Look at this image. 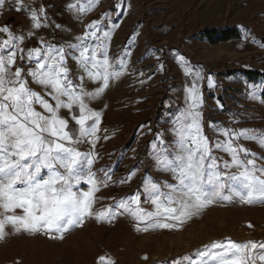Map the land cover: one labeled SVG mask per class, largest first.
Returning <instances> with one entry per match:
<instances>
[{"label": "rangeland", "instance_id": "obj_1", "mask_svg": "<svg viewBox=\"0 0 264 264\" xmlns=\"http://www.w3.org/2000/svg\"><path fill=\"white\" fill-rule=\"evenodd\" d=\"M128 5L119 12L130 13L129 21L116 22L118 26L112 29L120 41V35L127 33L121 56L124 74L116 78L109 94L96 97L100 102L106 97L110 103L109 110L101 108L105 116L99 139L94 146H80L97 157L93 171L98 180L103 181L106 173L110 176L107 186L95 193L94 214L63 239L59 234L53 239L6 226L7 235L0 239V264H175L177 258L213 241L264 242V199L252 203L235 196L218 200L172 228L144 230L145 225L127 213L111 220L96 218L95 213L109 208L115 213L122 198L142 192L146 179L171 180L168 173L157 170L152 144L160 133L169 145L175 141L173 121L185 108L184 89L196 72L202 76L201 125L210 144L225 139L218 129H251L264 135V101L260 99L264 78L250 82L241 73L264 72V0H129ZM234 25L242 32L239 39L210 44L202 38L206 28ZM185 65L193 70L192 76L185 75ZM28 83L36 85L30 78ZM248 85L258 86L255 99ZM135 97L148 99L149 112L140 114L139 105L131 106ZM236 143L264 156V147L256 141L239 139ZM213 155L231 159L215 149ZM257 163L264 165V160ZM46 175L47 170H42L41 176ZM79 187L87 190L84 182ZM141 207L154 210L143 196ZM101 256L105 261L99 260ZM256 264L261 262L257 259Z\"/></svg>", "mask_w": 264, "mask_h": 264}, {"label": "snow or ice", "instance_id": "obj_2", "mask_svg": "<svg viewBox=\"0 0 264 264\" xmlns=\"http://www.w3.org/2000/svg\"><path fill=\"white\" fill-rule=\"evenodd\" d=\"M7 3L0 0V8ZM8 6L17 12L24 10L22 0H11ZM69 9L92 11L91 7L77 8L75 4ZM43 14V8L30 12L33 28L47 26V17L41 19ZM117 26L110 22L103 29L101 20H93L75 43L57 46L41 40L40 46L30 49L21 47L24 34H13L7 25L0 27V33L6 34L0 42V239L7 235L9 225L15 232L53 239L59 234L63 239L66 232L94 214L95 193L100 186H107L110 176L106 173L99 181L93 171L97 157L81 151L80 146H94L99 139L101 114L89 106V101L108 87L110 79L124 74V62H112L106 46L111 30ZM27 37H34V33L29 31ZM70 59L77 65L79 74L75 78ZM179 59L183 62L184 58ZM185 67V75L192 76L193 70ZM29 78L42 87L43 94L29 86ZM201 79L196 72L191 85L185 86V108L175 117L171 129L175 141L169 145L160 133L152 144L157 170L168 173L171 180L146 179L142 192L122 198L115 213L111 208L95 213L98 220L127 213L144 224V230L172 228L218 200L235 196L252 203L264 199V165L257 163L264 156L236 143L244 139L264 147V135L251 129H218L225 139L210 144L199 111L203 103ZM88 81L98 87L89 91ZM208 86H213L211 79ZM248 87L255 99L258 86ZM62 109L69 111L72 124L60 115ZM214 149L231 159L214 156ZM233 168L238 171L232 172ZM42 170H47L46 176H41ZM82 182L87 190L79 187ZM226 191L230 195H225ZM141 196L153 205V211L141 207ZM105 259L99 257L101 262ZM257 259L264 264V242L225 239L177 258L175 264H256Z\"/></svg>", "mask_w": 264, "mask_h": 264}, {"label": "crops", "instance_id": "obj_3", "mask_svg": "<svg viewBox=\"0 0 264 264\" xmlns=\"http://www.w3.org/2000/svg\"><path fill=\"white\" fill-rule=\"evenodd\" d=\"M22 3L24 5V10L20 12H17L8 6L11 4V0H8V3L5 5V7L0 8V27L7 25L13 34H24L26 39L21 42V47L26 49L40 46L38 41L41 40L44 43H51L57 46L61 44L75 43V38L78 35H83L86 26L93 20H101L102 28L107 29L110 22H126L130 16V13L127 14L126 12H119V10L122 11L121 8L123 6H129V0H22ZM71 4L77 5V8L80 6L85 8L91 7L92 11L78 13L76 10L69 9V5ZM137 5L140 8L141 5ZM41 8L44 9V14L41 16V19L43 21L44 16L47 17V26L35 29L32 27L33 22L30 19V12L32 10L39 12ZM102 16L106 17V19L102 20ZM105 24H108V26ZM29 31L34 33V37H27V33ZM113 32L114 31L111 30L110 37L106 41V46L109 52L110 60L112 62L118 63L121 61V56L124 53L123 49L125 46H123V41L125 40L127 33L125 35L119 34L121 38L123 37L122 41H120L117 39L119 36L113 37V34L115 33ZM5 38L6 34L0 33V42H2ZM114 39H117L118 41L115 42ZM68 64L71 68L73 78H75L79 74L77 65L71 59L68 61ZM32 66L34 67V64ZM25 70H27L26 66ZM117 80L118 79L116 78L110 79L108 87L102 93L109 94L112 90L111 88H113ZM32 86L30 87L33 90L43 94V89L41 86L37 84ZM86 86L89 91H94L98 87V84L88 81ZM98 100L99 98L90 100L89 106L92 109L100 112L102 118L105 116V114L103 115L101 113V108L105 109L106 111L109 110L110 103L106 97H104L103 102ZM142 103L143 105H141ZM130 104L133 106V108H137V105H139V108H141L140 114L149 112V108H147L148 99L145 100V97H135ZM37 108L39 107L37 106ZM60 115L66 119H69V122H72L70 113L67 109H62L60 111Z\"/></svg>", "mask_w": 264, "mask_h": 264}, {"label": "trees", "instance_id": "obj_4", "mask_svg": "<svg viewBox=\"0 0 264 264\" xmlns=\"http://www.w3.org/2000/svg\"><path fill=\"white\" fill-rule=\"evenodd\" d=\"M242 32L234 25L232 27L220 26L217 28H206L202 33V38L210 44L220 43L221 41H232L239 39ZM241 73L246 76L249 81H257L259 78H264V72L257 70H241ZM260 99L264 101V86L260 95Z\"/></svg>", "mask_w": 264, "mask_h": 264}]
</instances>
